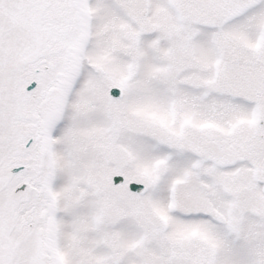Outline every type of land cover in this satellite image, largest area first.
I'll list each match as a JSON object with an SVG mask.
<instances>
[{
	"label": "snow or ice",
	"instance_id": "obj_1",
	"mask_svg": "<svg viewBox=\"0 0 264 264\" xmlns=\"http://www.w3.org/2000/svg\"><path fill=\"white\" fill-rule=\"evenodd\" d=\"M0 264H264V0H0Z\"/></svg>",
	"mask_w": 264,
	"mask_h": 264
}]
</instances>
